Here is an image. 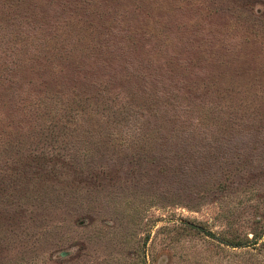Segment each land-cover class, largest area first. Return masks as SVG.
<instances>
[{
  "label": "rangeland",
  "instance_id": "374dc122",
  "mask_svg": "<svg viewBox=\"0 0 264 264\" xmlns=\"http://www.w3.org/2000/svg\"><path fill=\"white\" fill-rule=\"evenodd\" d=\"M0 264H264V0H0Z\"/></svg>",
  "mask_w": 264,
  "mask_h": 264
},
{
  "label": "trees",
  "instance_id": "16d2710c",
  "mask_svg": "<svg viewBox=\"0 0 264 264\" xmlns=\"http://www.w3.org/2000/svg\"><path fill=\"white\" fill-rule=\"evenodd\" d=\"M227 244L231 245L232 247H238V246L240 247V246H242L241 242L238 241V240H236V241H230Z\"/></svg>",
  "mask_w": 264,
  "mask_h": 264
}]
</instances>
